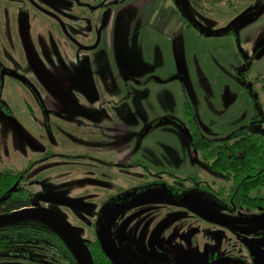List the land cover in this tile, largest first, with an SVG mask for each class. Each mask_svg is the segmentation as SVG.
Returning <instances> with one entry per match:
<instances>
[{"label":"rangeland","instance_id":"374dc122","mask_svg":"<svg viewBox=\"0 0 264 264\" xmlns=\"http://www.w3.org/2000/svg\"><path fill=\"white\" fill-rule=\"evenodd\" d=\"M86 1L93 5L114 3V6L122 9L117 14L120 19L131 16V10L140 3V0ZM180 1L185 8L184 0ZM204 6L209 12H197L201 18L198 20L204 30L210 31H216L218 25H226L234 19L235 28L242 30L245 29L246 19L254 22L255 16L259 15V6L250 5L248 11L237 9L236 12L221 6L223 11L217 14L218 18L208 20L212 16L209 8L213 7ZM1 8L4 10L0 11V103L7 105L11 113L2 109L0 104V168L27 169L31 160L36 162L26 170L28 181L23 185L32 192L37 207L50 208L62 214L85 240L99 238L122 264H220L221 259L216 254L223 250L237 256L243 255L252 264H264V233H258L264 230V222L256 227L234 224L227 227L223 234L219 232V236L211 238L201 231L205 228L222 230V227L198 221L184 206L186 201L207 213H225L226 209L208 194L193 191L179 199L162 185L138 190L146 181L161 178L173 184L171 176L189 173L198 174L205 185L222 183V179L210 170L200 154L191 151L185 130L175 122L186 121L180 113L183 108L180 107L179 111L175 101H171L169 106L157 101L154 107L148 110L140 107L141 111L136 109V114H128V117L116 108L114 110V105L106 108L105 116L103 99H111V96L99 93L93 96L94 104L90 108L94 115L90 118H86L87 115L75 116L67 105L59 113L50 105L41 106L40 103L50 93L43 89L51 87L53 67L57 61L69 68L74 63L65 59L69 58L68 55L78 53L80 57L76 63L81 67L79 71L83 73L85 67L89 68L91 60L86 55L89 50L85 48L84 39L90 34L92 43L95 41L106 13H112L109 8L107 10L102 6L92 11L80 8L74 0H0ZM199 44L196 45L199 46L198 50L207 55L202 59L209 71H219L223 78L224 75L231 76L232 70L236 69L234 82L229 85L231 91L217 94L218 109L215 111L220 117L215 116L214 119L207 116V109L199 107V94L193 91L192 78H187L185 88L189 98L198 97L194 103L197 108L193 106L198 120L201 115L197 113L200 110L210 121L204 122V118L202 122L199 120L206 135L225 137L238 127L250 123L252 119L248 118L246 112L242 113L244 109L228 111L229 107L231 110L232 106L242 105L244 100L247 104L253 103L255 117L257 110L261 112L263 120L260 122L261 117L258 116L256 120L259 122L253 127L264 131L263 82L256 84L254 80L260 69L255 68V65L264 60V37L256 44L236 42L234 57L231 49L226 50L229 57H224L225 52L217 57L215 45L220 43L216 40L214 43L208 41ZM81 58L83 61H80ZM198 63L194 67L200 72ZM137 64L143 67L139 62ZM249 66L253 67L252 73L247 70ZM185 72H190L187 67ZM242 72L247 75L250 72V75L248 78L240 77ZM11 73L23 78L17 79ZM91 82L95 87L96 83ZM237 82H242L247 93L253 95L257 102L253 97L247 99L243 91L239 92L240 85ZM163 93V96L171 97L167 90ZM152 94L149 96L150 102ZM139 95L135 96V100L141 97ZM136 103L140 105V102ZM151 110L157 114L156 123L144 125L138 131V134L147 137L140 144V148H143L141 151H144L140 152L142 157L136 159V164L116 165L115 138L110 131L112 121L134 120L141 112L147 114ZM175 118V121L170 120ZM91 119L94 121L91 122ZM99 119L101 122L97 123ZM135 135L134 131L129 137L120 138L119 143L133 142ZM46 151H50V155L43 153ZM159 170L164 171L159 173ZM149 172L155 176L149 175ZM254 195L264 196V187L258 188ZM258 212L242 209L238 215L253 217ZM195 226L199 227L196 234L192 233ZM180 234H183L182 238ZM186 235L191 236L189 241L183 239ZM161 237L165 238L161 240L165 248L162 252L159 251L162 249ZM30 255L17 259L26 264H61L58 257L50 256L47 252H31Z\"/></svg>","mask_w":264,"mask_h":264},{"label":"crops","instance_id":"0c3cea01","mask_svg":"<svg viewBox=\"0 0 264 264\" xmlns=\"http://www.w3.org/2000/svg\"><path fill=\"white\" fill-rule=\"evenodd\" d=\"M184 4L186 5L185 8L180 0H140L139 5L131 10L133 13L131 16L120 19L117 14L121 13L122 9L114 6V3L108 2L107 5L109 6H106V8L107 10L109 8L112 13H106L105 21H102L101 31L96 34L95 41L93 39L94 42L92 43L90 34L84 39L85 48L89 50L86 55L91 60L89 68L85 67L83 73L79 71L81 67L76 63L80 57L78 53L73 56L68 55L69 58L65 59H69L74 63L69 68L57 61L55 67H53L54 76H52L51 87L43 83L47 86L43 90L50 93H48L44 102L40 103L41 106L44 108L50 105L59 113L61 108L67 105L75 116L87 115L85 117L90 118L94 115L90 108L94 104L93 96H97L96 93H99L103 96H111V99L108 97L103 99V109L114 105V110L116 108L125 117L134 112L136 114V109L141 111L140 107L148 110L152 106L154 107L157 101H159V104L168 106L171 101H175L180 111L183 108L184 101L189 100L197 108L194 103L198 97L196 99H194V96L189 98L188 90L185 88L187 78L190 76L193 91L199 94V107L207 109V116H210L211 119H214L215 116L220 117L215 111L218 109L216 105L217 94L223 91H226V93L231 91L229 85L234 82L236 69L232 70L231 76L226 77L224 75L223 78L220 77L219 71H209V67L202 59L207 55L201 53L198 50L199 46L196 45L208 41L214 43V40H216L220 44L218 46L211 45H215L217 57L223 55L222 52H225L224 57H229V54L226 53V50L229 49H231V55L234 57L237 46L236 31L241 43L256 44L264 37V0H201L198 3H194L192 0H184ZM204 4L213 7L209 8L212 16L210 15L211 18H208V20L218 18L217 14L223 11L221 6L235 12L237 9L247 10L250 5L259 6V15L255 16L256 20L254 22L246 19L245 29L242 30L235 28V19L226 25H218L216 31L204 30L199 24L198 19L201 20V18L197 14V12H209ZM3 10L1 8L0 11ZM183 10L188 17L195 21L198 29L189 27L187 19L182 15ZM191 12L195 15H192ZM90 33H92V28ZM133 54L135 57H133ZM198 61L200 72H197L194 67ZM138 62L143 67L139 66ZM63 63H65L64 60ZM83 64L85 65V62ZM186 67L190 72H185ZM255 68H260L254 76L255 83H262L257 77L264 74V60L256 63ZM252 71L253 67L251 66L250 72L252 73ZM250 72H248V75L246 72L239 75L248 78ZM169 76H171L170 79ZM166 78L168 80L161 82ZM91 80L96 83L95 87H93ZM237 84L240 85L239 92L243 91L247 99H253L243 87L242 82H237ZM262 88H264L263 83ZM166 90L171 97L163 96L165 94L163 92ZM138 93L141 97L135 100ZM151 93H153V97L150 99L152 102L149 101ZM100 101L102 102V99ZM136 102H140V105ZM119 106L122 108H119ZM242 109H244L242 113L249 114L248 118L253 119L255 117L253 115V103L247 104L245 100L242 105L232 106L231 110L229 107L228 111L236 112ZM89 110L91 113H88ZM180 113L182 116L184 115L183 111ZM197 114L201 115L198 116L201 122L202 118L206 119L204 122H210L206 115H202L200 110ZM105 116H107V109ZM96 117L101 118V116ZM156 119V112L151 110L147 114L141 112V115H136L134 120L115 119L112 121L110 131L115 138L116 165H131L134 164L136 159L142 157L143 154L140 152L144 151H141L143 148H140V144L147 137L144 134H138V131L143 129L144 125L155 124ZM80 121L85 120L80 119ZM90 121L94 120L91 119ZM104 121L106 122V120ZM96 122L101 121L99 119ZM134 131L136 134L135 141L119 143L120 138H127ZM43 153L50 155V151ZM32 161L34 160L29 162L27 169L36 163ZM19 169L25 168L21 167Z\"/></svg>","mask_w":264,"mask_h":264},{"label":"trees","instance_id":"16d2710c","mask_svg":"<svg viewBox=\"0 0 264 264\" xmlns=\"http://www.w3.org/2000/svg\"><path fill=\"white\" fill-rule=\"evenodd\" d=\"M192 1L198 3L201 0ZM182 15L187 19L189 27L198 29L195 21L188 17L184 10ZM235 35L238 42L237 31ZM168 78L170 79L171 76ZM257 79L264 83V74ZM252 97L256 101L253 95ZM0 104L2 109L8 111L7 105L3 102ZM183 114L186 118L185 122L177 121L176 118L170 120H176L175 122L185 130L191 151L200 154L210 170L222 179V183L214 186H199L201 177L196 173H189L185 176H171L173 178L172 188L178 191H190L193 186H197L201 190L206 189L207 192L213 194L214 198L226 201L229 206L251 211L259 210L264 213V196L254 195L258 188L264 187V131L253 127L254 123L259 122L256 120L258 116L263 120L259 110L250 123L220 138L206 135L189 100L183 103ZM162 171L164 170H160L159 173ZM26 179L24 170L0 168V214L35 205L32 193L23 186ZM16 183L18 184L17 191L10 193V189ZM86 243L94 264H119L99 238L86 240ZM38 251L58 257L61 264H77L59 235L39 221L23 220L0 226V264H26L17 258H27L31 256V252Z\"/></svg>","mask_w":264,"mask_h":264},{"label":"water","instance_id":"95a60500","mask_svg":"<svg viewBox=\"0 0 264 264\" xmlns=\"http://www.w3.org/2000/svg\"><path fill=\"white\" fill-rule=\"evenodd\" d=\"M13 76L21 78L18 74ZM17 190V183L10 189V193ZM200 211V210H198ZM199 214L213 220V216L200 211ZM23 220L39 221L54 230L66 244L77 264H94L89 247L78 230L62 214L46 207H24L10 213L0 214V226L8 225ZM264 221V213L253 217H235L231 223L252 224ZM228 222V223H229Z\"/></svg>","mask_w":264,"mask_h":264},{"label":"flooded vegetation","instance_id":"af4514ba","mask_svg":"<svg viewBox=\"0 0 264 264\" xmlns=\"http://www.w3.org/2000/svg\"><path fill=\"white\" fill-rule=\"evenodd\" d=\"M74 3L80 5V8L84 7L86 9H90V10H95V9H99L100 7L102 6H109L107 4H100V3H97L96 5H93L91 4L89 1L87 2L86 0H74ZM248 69H251V66L248 67ZM17 74V73H16ZM12 75V73H11ZM13 76V75H12ZM20 76V75H19ZM15 77V76H13ZM21 78H17V79H22L23 77L20 76ZM8 107V106H7ZM8 111L9 113H11V109H9L8 107ZM260 112V111H259ZM261 113V112H260ZM253 120V119H252ZM251 120V121H252ZM172 121V120H171ZM258 121V120H257ZM261 121V119L259 120ZM255 124V123H254ZM253 124V126H254ZM189 141V140H188ZM46 154V153H45ZM48 154V153H47ZM50 154V153H49ZM134 164H136L134 162ZM141 165V164H140ZM143 165V164H142ZM122 167V166H121ZM16 170H24L26 172L27 169H16ZM160 171V170H159ZM158 171V172H159ZM150 173V172H149ZM148 174V173H147ZM159 174V173H158ZM149 175H153L155 176L154 174L150 173ZM28 181L27 179L24 180V183ZM23 183V184H24ZM199 186L200 185H205L203 184L201 181L199 182ZM151 185H162L164 186L167 190L170 191V193L173 195V197L175 198H179V199H182V196L185 194V193H189V192H193V191H198V192H204L206 194H208L209 196H211L212 198H214L213 194H210L209 192H207V190H201L199 187L197 186H193V189L190 190V191H187V190H184V191H178L176 189H173L172 188V185L171 183H169L168 181L164 180V179H156V180H151V181H146L144 184H142L138 190L140 188H145V187H148V186H151ZM24 186V185H23ZM206 186H214V185H206ZM26 187V186H25ZM27 188V187H26ZM17 189H18V184H17ZM28 189V188H27ZM29 190V189H28ZM17 191V190H16ZM30 191V190H29ZM31 192V191H30ZM32 193V192H31ZM33 196V194H32ZM124 199V198H123ZM121 199V200H123ZM218 203H220L225 209H226V212L223 213L222 215H217V214H212V213H207V212H204L203 210L193 206V205H190L189 203H186V201H184V206L187 208V210L189 212H191L193 214V216H195V219H197L198 221H201L202 223H207L209 225H213V226H216L218 228L222 227V230H212L210 228H205V230L203 229L201 232L202 233H206L208 236H210L211 238H214L215 236H219V232L223 234V231H225V229L231 225H234V224H239V223H231L229 222L230 219L232 218H235V217H241L238 215V211L242 210L241 209H238L236 206H229L227 205V202L226 201H222L220 199H217V198H214ZM34 203V202H33ZM35 204V203H34ZM36 206L35 205H32V206H28V207H34ZM203 211L204 213H207L211 216H213V220H210V219H207L203 216H201L199 214L200 211ZM260 214H263L262 212H258L256 213V215H260ZM255 215V216H256ZM229 222V223H228ZM264 222V221H262ZM262 222H258V223H252V224H249V225H258L259 223H262ZM256 227V226H255ZM194 231H192V233L196 234L198 233L199 231V227L195 226V228H193ZM258 233H264V230H259ZM183 234H180V238H182ZM164 237V236H163ZM161 237L160 239V247H162V249H159V251L162 252V250L165 251V248L163 247V243H162V239L165 240V238ZM170 237V236H169ZM190 235H186V237H184L183 239L189 241L190 240ZM97 239V238H96ZM169 239V238H168ZM85 240V239H84ZM95 240V239H94ZM171 240V239H170ZM86 241V240H85ZM104 244V243H103ZM105 245V244H104ZM106 246V245H105ZM156 245H154V248H155ZM107 248V247H106ZM148 248H151V247H148ZM153 248V247H152ZM70 251V250H69ZM228 251V250H227ZM226 250H223L221 253L219 254H216V257H220L221 260H219L220 264H252L251 260L249 259H246L243 255H235L233 253L230 252H227ZM72 254V253H71ZM139 254V253H138ZM140 255V254H139ZM141 257H143L142 255H140ZM115 257V256H114ZM208 257V256H206ZM222 257V258H221ZM145 258V257H143ZM145 260H147L149 262V260L147 258H145ZM76 261V260H75ZM119 262V264H122L120 260H117Z\"/></svg>","mask_w":264,"mask_h":264}]
</instances>
